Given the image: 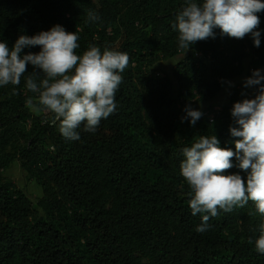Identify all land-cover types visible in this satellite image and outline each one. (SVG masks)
<instances>
[{"label": "trees", "instance_id": "obj_1", "mask_svg": "<svg viewBox=\"0 0 264 264\" xmlns=\"http://www.w3.org/2000/svg\"><path fill=\"white\" fill-rule=\"evenodd\" d=\"M183 4L0 0V40L9 47L20 35L59 24L78 33V55L94 45L130 58L116 94L117 111L102 120L96 134L81 128L75 142L62 137L51 113L32 112L27 100L37 94L26 89L23 77L19 86L0 88V176L19 161L43 191L34 205L12 182H0V264H264L254 244L264 215L254 204L221 211L199 233L201 216L192 215L190 188L180 175L182 149L200 136L215 134L222 148L235 150L231 109L254 98L255 90L236 89L220 111L210 103L244 74L247 61L254 70L264 69V12L258 13L259 48L250 34L221 37L217 29L215 39L180 49L172 25ZM89 11L100 21L88 22ZM185 52L173 79L157 73L159 63ZM32 71L27 66L25 75ZM197 103L207 109L193 127L182 117L186 105Z\"/></svg>", "mask_w": 264, "mask_h": 264}, {"label": "clouds", "instance_id": "obj_2", "mask_svg": "<svg viewBox=\"0 0 264 264\" xmlns=\"http://www.w3.org/2000/svg\"><path fill=\"white\" fill-rule=\"evenodd\" d=\"M261 12L264 0H184L172 27L178 32L180 49L215 39L217 29L221 37L243 39L250 34L254 46L259 48ZM100 19L96 12L89 11L88 22ZM79 39L77 32H68L57 24L34 36L20 35L11 47L0 40V88L19 86L23 77L26 89L37 94L35 102L30 97L27 104L36 111L51 113V122L59 123L62 137L73 142L81 139V128L96 134L102 120L117 111L116 94L130 59L128 53L108 46L102 50L91 45L78 55ZM37 46L38 53H25V49ZM29 65L33 71L26 76ZM243 87L254 89L255 96L234 103L231 109L234 124L229 131L235 150L222 148L215 134L200 136L182 149L180 175L190 188L188 203L192 215L201 216L196 228L199 233L208 231V221L221 211L230 213L249 202L264 215V69L254 70L245 78ZM184 112L182 122L193 127L203 116L191 105H186ZM232 168L239 171L226 174ZM258 230L255 251L264 255V224ZM249 243L253 241L249 239Z\"/></svg>", "mask_w": 264, "mask_h": 264}, {"label": "rangeland", "instance_id": "obj_3", "mask_svg": "<svg viewBox=\"0 0 264 264\" xmlns=\"http://www.w3.org/2000/svg\"><path fill=\"white\" fill-rule=\"evenodd\" d=\"M190 51H187L189 53ZM187 53H183V56L177 57L174 59L166 60L159 63L156 66L157 73L160 76H168L173 79L172 70L177 65V63L182 60ZM254 68L250 61H247L245 64V72L241 77H238L234 80H230L223 88L221 93L210 103L216 111L222 110L224 107L228 106L231 102V99L234 95L236 89L243 88V82L245 78L251 76ZM176 84V82H175ZM35 102V100H34ZM32 112L36 115L44 113L43 111H36L32 106H30ZM194 109L201 110L202 112L206 111L207 106L202 103H197ZM0 182H12L19 190H22L33 202L34 205L39 204L43 197V191L40 185H38L34 180H30L27 176V173L21 167L19 161L13 163L10 169L0 176Z\"/></svg>", "mask_w": 264, "mask_h": 264}, {"label": "built area", "instance_id": "obj_4", "mask_svg": "<svg viewBox=\"0 0 264 264\" xmlns=\"http://www.w3.org/2000/svg\"><path fill=\"white\" fill-rule=\"evenodd\" d=\"M212 121V120H211Z\"/></svg>", "mask_w": 264, "mask_h": 264}]
</instances>
